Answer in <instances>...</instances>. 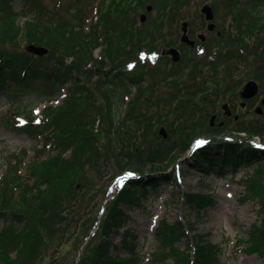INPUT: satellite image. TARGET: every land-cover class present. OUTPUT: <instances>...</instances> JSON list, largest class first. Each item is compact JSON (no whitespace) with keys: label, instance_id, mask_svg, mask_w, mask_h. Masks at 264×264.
Returning <instances> with one entry per match:
<instances>
[{"label":"trees","instance_id":"1","mask_svg":"<svg viewBox=\"0 0 264 264\" xmlns=\"http://www.w3.org/2000/svg\"><path fill=\"white\" fill-rule=\"evenodd\" d=\"M13 1L0 0V97L6 103L19 104L12 109L14 120H5V127L25 135L34 145L30 159L24 149L9 154L0 175V221L3 223L0 264H45L50 253L49 264H75V259L69 263L59 252L64 244H71L76 247L77 256L92 230L84 235L87 228H81L83 220L74 212L83 205L75 199L79 189L75 183L81 188L89 184L86 181L88 171L84 167L93 168L97 176L104 177L108 173L113 180L125 171L122 170L124 167L131 169L145 163L142 160L145 151L139 150L136 144L140 141L137 133H142V141L146 142L143 124L149 120L150 105L142 107V112L137 114L135 100L129 102L125 116L119 118L115 103L117 98L124 103L132 88L136 86L140 90L144 82L142 74L116 72V68L121 66L117 64L119 52L129 58L131 49L150 41L145 29L139 33L133 31V20L129 21L128 17L146 2L91 0L90 4V0H79L82 7L70 10L68 18H63L58 11L40 1L21 0L20 10L14 8ZM152 3L158 15L164 16L167 8L172 12L177 6L188 4L189 0ZM219 3L225 5L224 11L233 22V31L224 33L227 38H232V48H228L222 62L235 65L247 63L252 58L260 63L257 71H264V0H219ZM216 10L219 12L218 7ZM169 20L172 21V16ZM23 43L45 47L48 53L43 56L16 53ZM172 44L174 41L169 43ZM218 47L221 54L224 48ZM98 48L102 49L99 61L93 56ZM69 59L74 62L69 63ZM184 63L173 66L167 78L179 75ZM89 64H92L91 68ZM62 91H66L63 105L46 106L39 123L35 122L32 109L21 107L23 98L30 94H33L30 103H50ZM148 91L152 92V89ZM149 100L147 97L145 102L149 103ZM166 104L171 106L172 102L169 100ZM160 107L159 103L156 108ZM20 117L25 118L23 125L16 122ZM97 122H107L105 142L116 170L107 160L108 150L104 151L103 145H98L102 135L95 129ZM189 142L179 154L185 152ZM171 144L175 145L177 141ZM174 149V146L164 150L148 148L145 156L149 160L158 158L171 164L175 161L171 155ZM246 153L239 155L236 147L228 145L226 153L219 154V159H211L207 151H201L195 162L205 175L212 172L214 165L231 166L237 171L255 156ZM122 161H125L124 165ZM135 169L143 175V169ZM156 171H159L158 167ZM261 171L259 168L258 172ZM168 182V176H162L160 181L154 177H140L129 181L127 187L118 188L106 205L98 232L85 245L77 264H142L144 257L139 255V243L129 225L131 217L120 205L138 206L137 198L145 195L149 188ZM258 186L250 198L259 201L264 213V185ZM137 191L141 196L136 195ZM182 198L197 214L212 202L205 195L184 194ZM190 230L193 227L188 223L163 220L154 238L163 255L174 259L173 264H218L219 249L210 244L205 235L190 238ZM112 235L118 238L120 247L112 241ZM241 242L246 246L243 250L246 254H259L264 259V220L260 225H253L249 238ZM182 244L185 246L181 247ZM119 251H124L125 255L120 256ZM161 260L164 259L160 257L157 262Z\"/></svg>","mask_w":264,"mask_h":264},{"label":"rangeland","instance_id":"2","mask_svg":"<svg viewBox=\"0 0 264 264\" xmlns=\"http://www.w3.org/2000/svg\"><path fill=\"white\" fill-rule=\"evenodd\" d=\"M35 1H40L50 9L58 11L63 18H68L70 10L82 7V2L79 0ZM152 1L154 0H145L146 3L142 7L135 8L134 12L128 15L129 21L133 20V31L139 33L145 29L150 41L138 48L131 49L129 54L131 60L124 56V52H119L117 64L135 61L132 64L136 66L135 75H140L142 71H148L159 65L160 61L155 66L150 64L149 54L151 52L160 53L171 40L176 38L178 42L175 47L182 50L179 48L181 47L179 38L181 24L184 21L189 22V32L194 39L198 34H203L206 41H210L212 46L210 55L207 52L203 56L199 55L198 49H206V45L199 44L193 49L185 47L181 51V53L185 52L187 59V69L183 73L166 80L165 77L172 65L169 61L164 68L165 73H161L160 70L154 77L152 75L144 76L145 81L142 83L141 89L134 87L132 95L127 98L125 104L120 103L119 98L116 99L115 110L120 118L128 111L129 102L135 100L137 114L142 112V107L150 105L147 117L149 120L143 124L147 133L146 142L142 141L143 134L137 133L140 141L136 144L139 150L145 151L142 154V160L144 159L145 163L143 165L136 164L134 167L143 169L146 178L154 177L159 181L164 175L169 177L167 184L148 189L146 196L139 198L138 206L120 205L122 210L131 217L129 225L137 237L139 255L144 257V264H173L174 259L166 258L163 255L160 245L154 240V235L163 220L168 222L186 220L193 227V232L189 233L190 237L195 234H203L206 235L209 243L217 246L219 249L218 264H264V259L258 255L245 254L243 251L245 245L241 242L249 238L253 225L257 223L260 225L264 220L261 204L258 200L250 198L253 193L257 192L259 184L264 185V157L263 159L262 156L257 157L255 161L243 165L237 172L229 166L223 169L218 166L210 175H205L194 163V160L189 159V151H185L182 155L179 154V151L193 138L195 139L192 144L204 139L208 145L207 149L213 154L217 152L224 154L228 141L239 145V151H255L257 136L264 144V106L262 105L264 71H257L260 63L252 58H249L247 63L243 61L230 65L229 71H225V67L229 65L221 66L219 64L217 48L219 43L216 39V31L232 32V19L224 11L225 6L220 5L219 18L215 20L216 31L209 33L200 13L203 5H217L219 0H189L188 4L177 6L172 12L166 10L168 13L162 19H157L158 15L155 11L146 12V6L150 5ZM21 2V0L13 1L16 10H20ZM89 3L91 4V0ZM142 14L147 15L149 22L146 20L145 23H140L139 18ZM169 16L174 18L172 24L169 23ZM230 39L232 38H227L226 35L222 44H226L230 48V44H228ZM227 46L225 50L228 49ZM31 51H34V48L26 43L15 50L20 54ZM100 52L101 49L95 51L96 59H100ZM212 61H214L213 68L210 67ZM125 64L117 67L118 70H126ZM227 72L229 74H226ZM250 80H255L259 84V93L254 99L245 102L240 98V92ZM90 88L99 95L93 86L90 85ZM149 88L152 89V92L148 91ZM32 96L33 94L24 97L21 107L29 110L34 106L35 115H39L43 105L30 103L29 99ZM64 97L63 93L62 95L57 94L54 105L61 106ZM147 97L150 98L149 103L145 102ZM169 100L172 102L171 106L166 104ZM4 102V99L0 97V174L3 172L8 154L19 152L20 149H25L29 153L33 146V142L26 136L5 129L2 120L9 117L10 104H3ZM159 103L162 107L157 109ZM17 105L19 106L18 103ZM224 105H227L228 111L224 110ZM170 107L174 109H170ZM258 108H261L260 113ZM212 117L213 125L210 126ZM95 128L102 135V140L98 145H103L102 150H108L107 160L113 166L111 168L116 170L115 161L107 148V142H105L107 122L97 123ZM161 128H164L166 137H162L160 134ZM249 133H253L252 137L249 136ZM250 138H252L251 143L249 142ZM173 141H177V144H171ZM172 146L175 147L171 152L175 161L171 164H168L167 160L162 162L158 158L149 160L145 156L148 148L159 147L164 150ZM260 162H263V166L259 165ZM124 164L125 161H122V165ZM156 167L165 173H158ZM84 168L88 171L86 181L89 184L87 187L81 188L79 183H75V186L79 187L75 199L81 201L83 205L81 209L74 210V212L77 218L81 217L83 220L81 228H87L84 232L85 235L99 221L103 208L107 207V201L113 198L111 195L114 194L117 180L121 175H117L112 180V175L110 176L108 173L101 177L92 171L93 168L88 166ZM258 168L262 169L260 173ZM131 169L124 167L122 170ZM123 174H126V171ZM184 194L205 195L210 197L212 202L200 209L197 214L190 204H186L181 199V195ZM1 228L2 222H0ZM111 239L120 247L116 236L112 235ZM59 255L65 257V261L72 263L76 256V247L64 244L60 248ZM119 255L123 256L125 252L119 251ZM51 256L52 253L47 255L45 264H49ZM160 257L164 260L157 262Z\"/></svg>","mask_w":264,"mask_h":264},{"label":"water","instance_id":"3","mask_svg":"<svg viewBox=\"0 0 264 264\" xmlns=\"http://www.w3.org/2000/svg\"><path fill=\"white\" fill-rule=\"evenodd\" d=\"M151 7H148V10H150ZM202 12L205 14L206 19L208 21L213 19V12L212 9L208 6L203 7ZM145 16L141 17V21H144ZM186 28L187 25L183 24V36L181 38V41L190 45H193L192 41H189L188 37L186 36ZM209 30L213 29V25H209L208 26ZM201 39H203V37H201ZM40 52H42V50H40ZM163 55H171V57L173 58L174 61H178L180 56H179V52L176 49H169V50H164L163 51ZM258 93V85L254 82V81H250L246 84V86L244 87L242 93H241V97L244 99H251L253 98L256 94ZM226 108V107H225ZM162 133H164V130H161Z\"/></svg>","mask_w":264,"mask_h":264},{"label":"snow or ice","instance_id":"4","mask_svg":"<svg viewBox=\"0 0 264 264\" xmlns=\"http://www.w3.org/2000/svg\"><path fill=\"white\" fill-rule=\"evenodd\" d=\"M129 67H134V65H130ZM198 143H200V144H204V143H207L206 141H200V142H198Z\"/></svg>","mask_w":264,"mask_h":264}]
</instances>
